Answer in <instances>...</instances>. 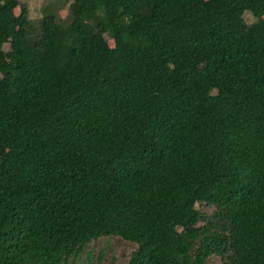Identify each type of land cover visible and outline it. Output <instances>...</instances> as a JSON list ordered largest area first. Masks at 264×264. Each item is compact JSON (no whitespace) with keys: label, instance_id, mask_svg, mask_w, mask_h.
<instances>
[{"label":"trees","instance_id":"1","mask_svg":"<svg viewBox=\"0 0 264 264\" xmlns=\"http://www.w3.org/2000/svg\"><path fill=\"white\" fill-rule=\"evenodd\" d=\"M17 3L0 264H80L112 238L124 264H264V0Z\"/></svg>","mask_w":264,"mask_h":264},{"label":"rangeland","instance_id":"2","mask_svg":"<svg viewBox=\"0 0 264 264\" xmlns=\"http://www.w3.org/2000/svg\"><path fill=\"white\" fill-rule=\"evenodd\" d=\"M49 0H18L16 7L14 8V15L18 17L22 12L24 4L27 3L30 8V16L32 18H38L40 16V10L48 4ZM59 14L64 17L66 14V8L61 7L58 10ZM247 22L251 23L254 18L250 14H245ZM260 20L264 21V15L261 16ZM11 39L10 34L3 35V42L7 47ZM109 47H114V41L108 40ZM10 55L6 53L3 56V62L8 63ZM131 248L130 245H125L122 241L117 238L109 240H99L93 243L89 248V254L84 255L83 261L80 264H124L125 257L123 253H127ZM90 260V261H89ZM218 261L215 258L209 259L208 264H217Z\"/></svg>","mask_w":264,"mask_h":264}]
</instances>
